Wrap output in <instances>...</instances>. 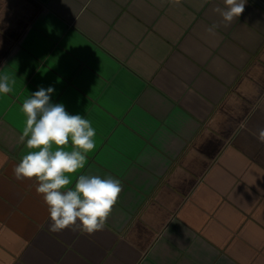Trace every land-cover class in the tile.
<instances>
[{
    "label": "crops",
    "instance_id": "1",
    "mask_svg": "<svg viewBox=\"0 0 264 264\" xmlns=\"http://www.w3.org/2000/svg\"><path fill=\"white\" fill-rule=\"evenodd\" d=\"M224 6L0 0V75L15 80L0 94V264H264V8L247 0L225 27ZM50 86L95 129L80 174L123 186L93 234L49 231L35 182L14 177L22 104Z\"/></svg>",
    "mask_w": 264,
    "mask_h": 264
},
{
    "label": "clouds",
    "instance_id": "2",
    "mask_svg": "<svg viewBox=\"0 0 264 264\" xmlns=\"http://www.w3.org/2000/svg\"><path fill=\"white\" fill-rule=\"evenodd\" d=\"M167 2L179 3V0ZM246 2L223 0L225 6L216 7L214 11L227 27L244 12ZM217 27L213 24L207 31L213 33ZM14 84L10 75H0V94L10 93ZM53 92L51 86L40 87L22 104L26 126L19 142L25 144L28 151L13 168L14 177L17 181L35 182V191L47 206L51 221L49 231L78 228L93 234L104 229L123 186L111 175L102 178L80 174L87 154L95 147L96 132L83 115L69 114L64 104L52 103ZM255 138L264 144V127L257 130ZM70 174H77L74 180Z\"/></svg>",
    "mask_w": 264,
    "mask_h": 264
},
{
    "label": "water",
    "instance_id": "3",
    "mask_svg": "<svg viewBox=\"0 0 264 264\" xmlns=\"http://www.w3.org/2000/svg\"><path fill=\"white\" fill-rule=\"evenodd\" d=\"M255 3H257L258 5H260L262 8H264V5H262L260 2H258L257 0H253Z\"/></svg>",
    "mask_w": 264,
    "mask_h": 264
}]
</instances>
